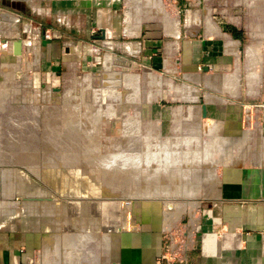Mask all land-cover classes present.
<instances>
[{
	"label": "rangeland",
	"instance_id": "obj_1",
	"mask_svg": "<svg viewBox=\"0 0 264 264\" xmlns=\"http://www.w3.org/2000/svg\"><path fill=\"white\" fill-rule=\"evenodd\" d=\"M172 1L125 0L122 16L139 32L150 26L157 28L155 33L163 36L172 28L171 19L164 15L180 19ZM191 3L195 6L185 10L183 20L195 14L202 21L208 17L214 22L227 19L250 34L254 38L252 42H264V0H191ZM11 20L9 17L4 32L0 27V159H12V162L0 160V235L17 234L25 239V244L30 241L38 245L33 264H107L115 259L123 262L128 257L136 259L141 253L148 255L156 244H160L158 241L163 240L164 247L171 246L172 241H182V229L193 223L192 214L199 210L204 198L214 192L216 171L224 164L233 165L247 153L249 146L255 143V137L216 134L224 139L218 142L215 135L208 134L206 127L211 124L202 120L200 105H195L187 93L183 94V88L189 85L186 75L181 76L175 67H168L170 71L166 68L170 73L153 71L139 62L138 54L133 53L130 57L122 55L120 49L115 50L119 47L117 42L108 43L98 57L96 49H93L94 53L79 49L78 57L71 54L73 62L69 70L57 66L55 74H50L42 69L41 60L39 66L37 55L33 54L35 46L32 50L27 49L28 53L25 45L19 55L13 53V43H24L27 39L24 26L27 28V24H32L33 18L22 21L18 40L13 39ZM126 42L135 41L129 39ZM94 57H97L96 62ZM106 58L111 60L109 65ZM130 76L136 82L128 88L126 81ZM162 108H169L170 114L156 113V109L161 111ZM133 126H139L137 131L132 132ZM216 127H220L218 122ZM126 137L131 139L129 146ZM137 138L139 143L135 141ZM140 138L148 141L143 144L145 146L151 143L145 160L133 162L125 169L96 166L103 153L108 154L110 150H115L110 155L122 154L124 149L127 153L131 149L137 150V144L142 146ZM210 141L213 150L204 152ZM156 148L161 151V157L163 153L176 156V167L172 165L174 167L169 166L167 170L168 161L147 159ZM207 152L209 156H205ZM186 153L190 157L182 161V155ZM98 167L102 172H115L100 180L107 181L122 193L106 197L103 188L98 196L74 194V190L84 189L80 178H73L75 173L85 174L84 178L90 175L89 179L96 184L93 170ZM154 181L161 183V189L169 184V189L162 192L160 188L159 191L154 189ZM169 182L177 185L171 187ZM143 186L151 188L150 196L146 191L150 193L151 190ZM138 187L145 191L135 192ZM170 187L175 191L178 189L170 193ZM186 192L192 193L187 195ZM96 202L101 207L108 204V213L104 214V208L96 212L88 207ZM76 203L79 207L73 210L69 204ZM86 234L98 239L73 246L70 238ZM142 236L157 237L152 245L122 249L129 242L140 241ZM53 240L55 244H52ZM89 254H96L101 260H94Z\"/></svg>",
	"mask_w": 264,
	"mask_h": 264
},
{
	"label": "crops",
	"instance_id": "obj_2",
	"mask_svg": "<svg viewBox=\"0 0 264 264\" xmlns=\"http://www.w3.org/2000/svg\"><path fill=\"white\" fill-rule=\"evenodd\" d=\"M124 2L0 0V27L4 32L10 17L13 39L18 40L22 21L33 18L32 24L24 26L27 39L19 46L14 42L13 53L35 46L39 66L41 60L42 69L50 74H55L57 66L69 70L71 54L78 57L79 49L93 53L96 49L98 57L111 41L119 43L115 50L120 49L122 55L138 54L139 62L153 71L170 73L169 68L175 67L181 76H187L189 85L183 94L202 111L207 108L202 120L220 124L213 130L206 127L208 134L215 138L216 134H249L255 143L233 165L224 164L216 171L214 192L192 214L193 223L182 229L183 239L174 250L175 241L174 246L164 247L161 240L148 255L107 264H264V42H252L250 34L227 19L202 21L195 14L183 20L185 10L195 6L191 0L172 1L180 19L164 15L172 21L168 33L161 36L150 26L139 32L123 19ZM102 30L106 31L105 41L98 39ZM129 39L134 44L126 42ZM71 43L76 46L71 48ZM168 110L156 109V113L169 115ZM156 237L142 236L122 249L152 245ZM38 248L30 241L25 244L20 235H0V264H33Z\"/></svg>",
	"mask_w": 264,
	"mask_h": 264
},
{
	"label": "bare ground",
	"instance_id": "obj_3",
	"mask_svg": "<svg viewBox=\"0 0 264 264\" xmlns=\"http://www.w3.org/2000/svg\"><path fill=\"white\" fill-rule=\"evenodd\" d=\"M165 10H163V12H164ZM163 12H161V13H163ZM21 44V42L20 41H17L16 42V45H20ZM251 51V50H250ZM20 52L21 51H19V52H17L16 51V53H18V55L20 54ZM253 52V51H252ZM250 53V52H249ZM252 54V53H251ZM255 54V53H254ZM253 56V55H252ZM107 59V58H106ZM111 60L108 58L107 59V65H109ZM152 76V75H151ZM127 77V76H126ZM133 78V77H132ZM131 78V76L130 77H128L127 78V81H126V83H127V86H128V88L129 87H133V84L136 82V81H134V79H132ZM125 83V84H126ZM136 85V84H135ZM230 85H231V83H230ZM232 86V85H231ZM234 87V86H233ZM136 88V87H135ZM232 88V87H231ZM128 94V93H127ZM126 96V95H125ZM2 103V102H1ZM129 114V113H128ZM195 115V114H194ZM53 117V116H52ZM196 117V116H195ZM53 120V119H52ZM194 120V119H193ZM54 121V120H53ZM69 121V120H68ZM51 122V121H50ZM66 122V121H65ZM53 123V122H52ZM68 123V122H67ZM211 124V126H208V127H211V130H213V129H215V128H213V127H216V124L217 123H215V122H212V123H210ZM218 126V125H217ZM60 127H61V125H60ZM193 127V126H192ZM139 128V126H133V128H131L132 129V132H135L134 130H136L137 131V129ZM194 128H196V127H194ZM216 128H219V127H216ZM61 129L62 128H60V132H61ZM130 129V130H131ZM55 130V129H54ZM56 131V130H55ZM59 131V130H58ZM58 131H56V132H58ZM131 132V133H132ZM50 133V132H49ZM76 133H78V132H76ZM137 133H139L141 136H143L142 134L143 133H140V132H137ZM51 134H54V133H52V131H51ZM55 134H57V133H55ZM71 134V133H70ZM57 135H60V134H57ZM74 135V134H73ZM126 135H128V134H126ZM3 136V135H2ZM77 137V136H76ZM128 137V136H127ZM125 138V142H126V144H128V146L130 145L129 143H130V140L128 139V138ZM58 138V137H57ZM136 138V137H135ZM60 139V138H59ZM138 139V138H137ZM217 140H218V142H221L222 140H224L223 138H221L220 136H218L217 138H216ZM77 140V139H76ZM140 140H142L143 142L140 144V145H142L141 147H139L138 146V144L136 145L137 147H138V149L137 150H135L134 149V151L131 149V152H129V153H127V151H122V154H117V153H115V154H113V155H110L111 153H113L111 150H110V153H103V155H102V153H101V155H102V158L100 159L99 158V160L96 162V166H99V167H106V168H109V169H111V168H113V167H115V166H117V167H119V168H121V169H125V167L126 166H128V165H131L133 162H141L142 160H145L146 159V156H148V155H146L145 153L146 152H148L149 151V146H150V144L151 143H149L148 145H143V144H147L148 143V141L147 140H143L142 138H140ZM197 140V139H196ZM14 141V140H13ZM78 141V140H77ZM127 141H129V142H127ZM135 141L136 142H138L139 143V139H138V141L135 139ZM135 141H133V143L135 142ZM135 142V143H136ZM188 142H191L190 141V139H188ZM187 142V143H188ZM215 142V141H214ZM213 142V145L214 144H216V143H214ZM208 143H210V146L208 145L207 147H205L207 144H205V150H204V152L206 151V150H209V149H212V147H211V141L210 142H208ZM92 145V144H91ZM191 145V144H190ZM1 146H2V144H1ZM127 145H124V147L125 148H127L128 147ZM15 147V146H14ZM13 147V148H14ZM82 147V146H81ZM129 148V147H128ZM17 149V148H16ZM31 149V148H30ZM14 150V149H13ZM82 150H84V149H82ZM167 150V149H166ZM0 151H1V149H0ZM12 151V150H11ZM32 151H34V150H32ZM103 151V150H102ZM101 151V152H102ZM107 151V150H106ZM133 151V152H132ZM137 151V152H136ZM9 152V151H8ZM15 152H18V151H15ZM103 152H105V151H103ZM126 152V153H125ZM135 152V153H134ZM209 152V151H208ZM206 153V155L205 156H207L209 153ZM4 153H5V151H4ZM10 153V152H9ZM21 153V152H20ZM194 153V152H193ZM0 154H1V152H0ZM25 154V153H24ZM31 154V153H30ZM145 154V155H144ZM161 151H159L158 150V148H156V149H154V154L152 155V156H150V157H147V159H149V160H155L156 162H158V161H160V160H165V161H168L167 162V164H169L168 166H167V170H168V167L169 166H172V165H174L175 167H176V163H174V161L176 162V156L175 157H173V155H171V154H165V153H163V155H162V157H161ZM187 155H182V161H187V159L190 157V155L188 156V153H186ZM196 154H197V152H196ZM196 154H194L195 156H196ZM2 155V154H1ZM6 155V154H5ZM27 155H28V153H27ZM33 155H34V153H33ZM99 155V154H98ZM193 155V156H194ZM210 155V154H209ZM208 155V156H209ZM18 156H20L19 154H18ZM26 156V155H25ZM92 156V155H91ZM181 155L179 154V157H180ZM198 156V155H197ZM94 157V156H93ZM3 158V157H2ZM7 157L5 156V159H6ZM23 158H24V156H23ZM98 158V157H97ZM193 159H195V157H192ZM209 158V157H208ZM11 158H9V160H10ZM18 159H20V158H18ZM196 159H197V157H196ZM207 159V158H206ZM1 161L2 160H4V159H0ZM7 160V159H6ZM6 160H4V161H6ZM8 160V161H9ZM12 160V159H11ZM10 160V161H11ZM24 160V159H23ZM8 161H6V162H8ZM13 161H14V159H13ZM20 161V160H19ZM22 161V160H21ZM20 161V162H21ZM189 161V160H188ZM190 161H191V159H190ZM193 161V160H192ZM12 162V161H11ZM16 162V161H15ZM19 162V163H20ZM24 162H26L25 160H24ZM121 162H123L124 164H122ZM23 163V162H22ZM27 163V162H26ZM187 163V162H186ZM180 167H181V165L180 164H178ZM177 165V166H178ZM95 166V165H94ZM174 166H172V168L174 167ZM99 167L96 169V170H93V174H94V172H95V182H97L96 184L94 183V180H92V179H89V176H88V178H84V175L85 174H81L80 175V173L79 174H76L75 173V175H74V177L73 178H80V183H83L84 184V189H82V190H80V189H77V190H74V194H78V195H80V196H82V197H87V196H92V195H95V196H98V195H101L100 194V192H102L103 191V188H104V194H105V196L106 197H111V196H113L114 194H117L118 192H120V193H122L120 190H118V189H115L114 187L115 186H113L112 184L110 185L107 181H104V182H102V180H100V178L101 177H104V178H109L110 176H112L115 172H112V173H108V171H105V172H102L101 170H99ZM137 166H134L133 168H136ZM142 167H145V166H142ZM172 168H169V169H171V170H174V169H172ZM166 169V168H165ZM82 170V169H81ZM86 170V169H85ZM178 170V169H177ZM176 170V171H177ZM180 170V169H179ZM5 171V170H4ZM7 171V170H6ZM71 171V170H70ZM80 171V170H79ZM84 171V170H83ZM87 171V170H86ZM110 171H112V170H110ZM10 172H12V171H10ZM91 172H92V170H91ZM158 172V171H157ZM165 172H167L166 170H165ZM171 173H170V175L172 174V171H170ZM13 173H14V171H13ZM16 173V172H15ZM14 173V175H16ZM87 173V172H86ZM174 173V172H173ZM177 172H175V174H176ZM179 173V172H178ZM180 173H181V171H180ZM187 173V172H186ZM8 174V173H7ZM88 174V173H87ZM183 174H184V172H183ZM190 174V173H189ZM4 175H5V173H4ZM10 175V174H9ZM67 177H70V175H69V173H66L65 174ZM153 175H154V173H153ZM180 175V174H179ZM11 176V175H10ZM23 180H24V178L22 177V175H19ZM93 176V175H92ZM91 176V177H92ZM156 177L158 176V173L155 175ZM167 176V175H166ZM177 176H178V174H177ZM176 176V177H177ZM183 176H186V175H183ZM90 177V178H91ZM162 177V176H161ZM173 178H176V177H174V176H172ZM179 177V176H178ZM177 177V178H178ZM151 178H153V176L151 177ZM159 178H160V173H159ZM164 178V177H163ZM183 178V177H182ZM186 178V177H185ZM93 179H94V177H93ZM157 178H155V180H156ZM161 179V178H160ZM165 179H169L170 180V178H165ZM184 179V178H183ZM179 180V179H178ZM182 180V179H181ZM181 180H179V181H181ZM29 181V180H28ZM148 181H150L151 182V180H148ZM160 181H162V179L160 180ZM171 181V180H170ZM147 182V181H146ZM165 182V181H164ZM153 183V182H152ZM152 183H148V184H152ZM154 183H156L155 184V187L156 188H154V189H158V188H160L159 186V184H161L160 182H156V181H154ZM170 183V182H169ZM174 184H175V182H173ZM127 184V183H126ZM125 184V185H126ZM171 184V183H170ZM174 184H171V187H172V185H174ZM183 184V183H182ZM144 185V184H143ZM145 185H146V183H145ZM163 185V184H162ZM162 185H161V187H162ZM168 185V187H169V184H167ZM167 185L166 186H164V188L163 189H161L160 188V190H161V192H162V190H168L169 188L167 187ZM175 185H177V184H175ZM186 185V184H185ZM189 185V184H188ZM103 186V187H102ZM142 186V185H141ZM140 186V187H141ZM190 186V185H189ZM192 186V185H191ZM140 187H138L139 189L137 190V191H135V192H138V191H140V193H142L141 192V190L140 189H142V188H140ZM144 187V186H143ZM151 187V186H150ZM170 187V189H171V191H169L170 193L171 192H176L177 191V189H176V191L174 190V188L172 189ZM178 187V186H177ZM145 188V187H144ZM143 188V189H144ZM152 188V189H153ZM193 188V187H192ZM142 189V190H143ZM146 189V188H145ZM182 190H185L184 188H181ZM188 189H190V188H188ZM146 190H151V188H148V189H146ZM82 191V192H81ZM143 191H145V190H143ZM158 191H159V189H158ZM146 192H148V194H149V196H150V194L152 193V190H151V192L149 193V191H146ZM155 192V191H154ZM164 192H166V191H164ZM169 192H167V194L169 193ZM185 192V191H184ZM193 192V191H192ZM156 193V192H155ZM158 193V192H157ZM156 193V194H157ZM169 193V194H170ZM191 193V192H190ZM189 192H188V194H190ZM124 194V193H123ZM139 194V193H138ZM143 194H146V196H147V193H143ZM159 194V193H158ZM165 194V193H164ZM103 195V194H102ZM153 195V194H152ZM161 195V194H160ZM172 195V194H171ZM94 199V198H93ZM100 203H97L96 202V204L95 205H93V206H88L89 208H91V210H96V212H97V210H99V209H102V208H104V214L106 213H108V210L106 211V208H109L110 206H108V204L106 205L105 204V206H103V207H101L102 205H99ZM69 206H72V208H73V210L75 209V210H77L78 209V207H79V204H69ZM96 208H95V207ZM174 206H175V204H174ZM68 207V206H67ZM49 208V207H48ZM71 208V209H72ZM173 208V207H172ZM49 210V209H48ZM80 210V209H79ZM92 214V213H91ZM165 227V226H164ZM169 228H170V226H169ZM173 228V227H172ZM122 230V229H121ZM171 231V230H170ZM52 235V234H51ZM50 235V236H51ZM53 236V235H52ZM56 236V235H55ZM75 236V235H74ZM81 236V235H80ZM80 236H78V237H80ZM48 237V236H47ZM46 237V238H47ZM72 237V236H71ZM77 237V236H76ZM49 238V237H48ZM51 238V237H50ZM56 238V237H55ZM74 238V237H73ZM53 239H54V236H53ZM98 239V238H97ZM96 239V240H97ZM46 240V239H45ZM48 240V239H47ZM46 240V241H47ZM51 240H52V238H51ZM68 240V239H67ZM93 240L94 241H96L95 240V238L92 236V235H83V236H81L80 238H76V239H71L70 238V241L71 242H73V246H79V245H83V243H84V241H86V242H88V243H90V242H93ZM85 242V243H86ZM57 243V242H56ZM52 244H55V240H53V243ZM69 245L71 246V244L69 243ZM89 255H91L90 257L92 258V259H94V260H101L99 257H97V255L95 254V255H93V254H89ZM96 258V259H95ZM87 259H89V258H87ZM84 261V260H83Z\"/></svg>",
	"mask_w": 264,
	"mask_h": 264
},
{
	"label": "water",
	"instance_id": "obj_4",
	"mask_svg": "<svg viewBox=\"0 0 264 264\" xmlns=\"http://www.w3.org/2000/svg\"><path fill=\"white\" fill-rule=\"evenodd\" d=\"M101 32H102V35L100 37H98V39L105 41L107 39L106 31L102 30ZM15 54L18 55V53H15ZM203 115L205 117H207V108L206 107L203 108Z\"/></svg>",
	"mask_w": 264,
	"mask_h": 264
},
{
	"label": "built area",
	"instance_id": "obj_5",
	"mask_svg": "<svg viewBox=\"0 0 264 264\" xmlns=\"http://www.w3.org/2000/svg\"><path fill=\"white\" fill-rule=\"evenodd\" d=\"M172 246H174V245H173V241H172V243H171V247H172ZM177 246H178V245L176 244V245L173 247V250H174Z\"/></svg>",
	"mask_w": 264,
	"mask_h": 264
}]
</instances>
